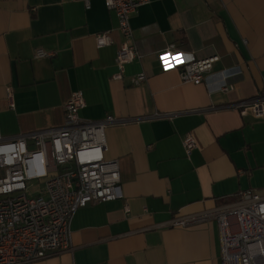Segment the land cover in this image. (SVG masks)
<instances>
[{
  "label": "crops",
  "instance_id": "0c3cea01",
  "mask_svg": "<svg viewBox=\"0 0 264 264\" xmlns=\"http://www.w3.org/2000/svg\"><path fill=\"white\" fill-rule=\"evenodd\" d=\"M88 1L0 0L3 136L61 125L75 90L86 100L81 117L132 119L106 129L105 154L119 159L123 198L79 208L73 250L47 262L222 264L220 227L205 212L247 188L264 194V118L231 106L264 92V0H150L131 16L141 57L119 79L118 18L105 0ZM103 31L114 43L99 47ZM172 43L198 58L219 56L204 82L163 69L158 52ZM38 49L55 54L37 57ZM141 71L147 80L133 85ZM231 82L234 89H220ZM187 133L197 142L190 158ZM180 216L196 217L170 224Z\"/></svg>",
  "mask_w": 264,
  "mask_h": 264
},
{
  "label": "built area",
  "instance_id": "2783aa9c",
  "mask_svg": "<svg viewBox=\"0 0 264 264\" xmlns=\"http://www.w3.org/2000/svg\"><path fill=\"white\" fill-rule=\"evenodd\" d=\"M149 2L105 0L108 9L116 13L118 30L123 36L116 57L119 72L114 78H122L125 65L141 57L133 39L131 16ZM96 41L99 47L114 43L107 31L97 33ZM54 54L44 49L36 52L37 57ZM166 54L167 61L162 59ZM177 55L182 63L174 59ZM158 56L164 70L178 69L183 82L195 84L204 82L219 60L218 55L198 58L174 43L161 49ZM145 80L144 71L131 79L133 85ZM235 86L225 83L220 89L229 91ZM7 97L10 107H14L10 87ZM85 106L83 92L75 90L64 105L61 125L5 137L0 124V264H51L47 259L53 254L73 250L71 221L79 208L123 198L119 159H108L105 154L106 129L132 119L113 114L85 119L80 115ZM231 106L243 116L264 118V92ZM165 116L173 114L151 115ZM183 146L190 158L197 147L191 133L184 135ZM205 215L219 224L222 264H264L263 193L247 188L234 201L214 207ZM195 217H176L170 224L188 225Z\"/></svg>",
  "mask_w": 264,
  "mask_h": 264
},
{
  "label": "snow or ice",
  "instance_id": "6c2138e0",
  "mask_svg": "<svg viewBox=\"0 0 264 264\" xmlns=\"http://www.w3.org/2000/svg\"><path fill=\"white\" fill-rule=\"evenodd\" d=\"M162 59L167 61L169 59V56L166 54L164 57H162ZM174 59H176L177 63L183 62L180 55H177Z\"/></svg>",
  "mask_w": 264,
  "mask_h": 264
}]
</instances>
